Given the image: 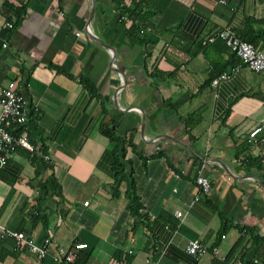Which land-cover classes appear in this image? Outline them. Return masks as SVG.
I'll return each mask as SVG.
<instances>
[{
	"label": "crops",
	"instance_id": "obj_1",
	"mask_svg": "<svg viewBox=\"0 0 264 264\" xmlns=\"http://www.w3.org/2000/svg\"><path fill=\"white\" fill-rule=\"evenodd\" d=\"M123 7L148 15L135 24ZM245 17L264 28V0H0V84L17 80L31 111L14 131L33 146L16 147L0 168V223L37 244L50 239L39 259L6 237L0 264L264 257V71L232 62L220 39L201 43ZM218 63L240 70L212 86ZM252 227L261 243L246 235L226 257ZM190 238L217 256L187 254ZM74 242L87 246L66 262Z\"/></svg>",
	"mask_w": 264,
	"mask_h": 264
},
{
	"label": "built area",
	"instance_id": "obj_2",
	"mask_svg": "<svg viewBox=\"0 0 264 264\" xmlns=\"http://www.w3.org/2000/svg\"><path fill=\"white\" fill-rule=\"evenodd\" d=\"M21 1L25 2L27 0ZM61 14L63 15V12H61ZM121 17L124 19L126 18V15L122 14ZM132 22L135 24H142L138 19H133ZM5 25L6 27L11 28L14 25V21H6ZM148 30H151L149 26L142 29L140 28V32ZM216 39L222 40L230 51L235 53V55L241 60V65H244L248 69L255 72L264 71V49L256 47L248 41L242 40L234 33L230 25H225L215 33L203 38L201 43L203 45L208 44ZM239 70L240 65L237 64L231 66L229 70H224L215 75L211 79L210 84L215 86L221 79L229 77L230 72ZM17 88L16 79H9L7 82L0 84V168L7 162L16 147L22 146L30 151L33 149V146L27 136L16 134L14 131L17 126L26 122L31 111L30 106ZM262 129L263 125H255L248 133L250 138L255 140ZM45 158L50 160L48 155H46ZM195 183L199 191L204 193L209 192L210 181L205 175L198 173L195 178ZM85 204H87V201ZM137 213L142 215L146 214L147 216L152 217L151 213L145 206H139L137 208ZM175 216L182 219V211L176 210ZM6 237H11L14 240L13 249L18 250L25 247L39 259L45 256L50 243V239L47 237L41 244H37L29 238L25 232L10 229L0 223V240ZM86 246L87 243L74 242L68 249L62 252V259L66 262H73L76 258L77 252ZM185 250L187 254L194 258L202 257L207 253H211L213 256H217L218 254L216 246L209 247L197 238L188 239ZM128 253L131 254L132 249H128ZM244 262H246L245 257H239L237 259V264H243ZM253 262L258 261L257 259H253Z\"/></svg>",
	"mask_w": 264,
	"mask_h": 264
},
{
	"label": "trees",
	"instance_id": "obj_3",
	"mask_svg": "<svg viewBox=\"0 0 264 264\" xmlns=\"http://www.w3.org/2000/svg\"><path fill=\"white\" fill-rule=\"evenodd\" d=\"M122 14H126L129 18L132 19H142L144 17H147L148 12L147 11H142V8L140 10H136L134 7L133 8H129V7H123L121 10ZM255 20L251 17H245L243 18V20L241 21V23L238 26H231L234 33L236 35H238L242 40L248 41L250 43H252L254 46L256 47H260V48H264V28L263 27H255ZM139 28L136 25L132 26V31L138 33ZM232 62L234 61V59L239 60L238 57L235 55V53L232 54ZM226 67V64H222L219 66V63L214 65L213 69V76L212 78L219 74L220 72L224 71ZM211 78V79H212ZM261 166H259L260 168ZM134 212L137 213V206H135L133 208ZM241 229V228H240ZM244 232L242 233V235L238 238V240L235 242V244L232 246V248L230 249V252L228 253V255L226 257H228L229 255H232L234 253H236L235 250H237L238 248H240V243L242 241V239H244V236L248 235L249 239H251V245H258L261 243L263 237H261L257 231H255V228H244L241 229ZM242 254V253H241ZM6 255V253H2L0 254V259L3 258ZM239 257H245V253L244 255L242 254ZM83 258H81V262H83ZM253 263V262H252ZM256 264H264V257L262 259H260Z\"/></svg>",
	"mask_w": 264,
	"mask_h": 264
}]
</instances>
